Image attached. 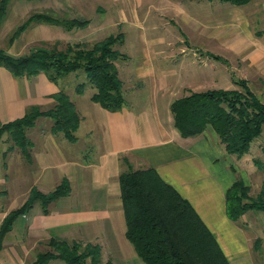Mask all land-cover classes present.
<instances>
[{
  "label": "crops",
  "instance_id": "1",
  "mask_svg": "<svg viewBox=\"0 0 264 264\" xmlns=\"http://www.w3.org/2000/svg\"><path fill=\"white\" fill-rule=\"evenodd\" d=\"M135 2L139 5L142 0ZM147 7L143 20L151 9L161 21L165 13L173 16L186 29L184 39L163 33L144 40L140 62L144 70L126 65L123 78L118 71L123 98L118 110L109 111L91 99L92 93L74 89L78 96H86L71 99L80 118L73 140L52 130V118L40 116L24 129L23 151L10 131L2 128L22 118L31 107L51 109L53 96L59 89L65 91V83H54L43 73L16 76L0 67V225L32 191L48 195L67 185L64 195L49 202L36 200L14 219L2 239L0 264H30L39 247L51 240L80 248L95 246L100 260L104 254L118 253L117 262L133 261L137 255L126 237L120 197L123 156L134 169L153 168L188 201L230 264H256L258 234L240 223L250 211L232 221L226 213V192L236 181H242L250 193L261 191L264 170L257 162H264V129L248 152L237 157L225 150L211 126L196 136L181 135L171 105L188 93L238 89V81L246 82L264 101V0L244 5L219 0H157ZM118 11L115 22L119 27L134 18L130 8L120 6ZM42 12L83 24L65 30L32 22L10 39L24 20ZM82 12L81 0H12L0 21V49L18 57L49 44H88L89 37L96 43L112 35L98 37L96 27L90 28L88 20L82 19ZM161 26L167 34L173 33L171 24L167 27L162 22ZM119 34L122 39L117 44L124 40ZM17 46H28V52L17 53ZM144 77L148 87L142 86Z\"/></svg>",
  "mask_w": 264,
  "mask_h": 264
},
{
  "label": "trees",
  "instance_id": "2",
  "mask_svg": "<svg viewBox=\"0 0 264 264\" xmlns=\"http://www.w3.org/2000/svg\"><path fill=\"white\" fill-rule=\"evenodd\" d=\"M12 0H0V21L6 16ZM214 1V0H208ZM232 5H244L250 0H219ZM58 25L65 30L80 26L76 19L56 16L51 12L34 13L24 20L10 35L14 39L26 30L32 22ZM110 35L88 47L85 43L66 44L59 48L41 46L28 54L13 57L0 49V67L9 69L16 76H32L43 73L54 82L69 75H85V81L77 83L76 93L86 88L93 90L91 99L109 111L122 107V81L118 76L116 60L120 52L113 49L122 39ZM122 57V56H121ZM64 84V83H63ZM235 90H211L190 93L171 105L174 125L183 136H196L207 126L216 132L225 150L242 156L250 144L264 129V101L249 89L246 82L238 81ZM55 105L46 111L31 107L24 116L12 121L2 129L10 131L12 139L25 151L24 129L40 116L53 119L52 130L62 132L73 140V132L79 123L74 103L62 89L53 96ZM1 133V132H0ZM125 169L119 175L120 197L126 223V237L132 244L142 264H230L186 199L164 182L149 167L134 169L128 159L122 158ZM264 170V162H257ZM264 185V184H262ZM67 192L62 184L54 192L44 195L32 191L18 209L10 212L0 225V249L4 235L11 229L14 219L22 214L36 200L49 202ZM248 211L264 212V188L257 197H251L249 188L242 181H236L226 192V213L232 221H238ZM58 249L57 257L46 252L38 253L30 264H46L58 258L64 264H97L99 248L88 245L80 253V246L51 240ZM256 245L260 241L256 240ZM90 258V262L86 260Z\"/></svg>",
  "mask_w": 264,
  "mask_h": 264
},
{
  "label": "rangeland",
  "instance_id": "3",
  "mask_svg": "<svg viewBox=\"0 0 264 264\" xmlns=\"http://www.w3.org/2000/svg\"><path fill=\"white\" fill-rule=\"evenodd\" d=\"M157 0H142V2L137 5L135 0H81L82 6H83V12H82V19L88 20L90 23V28H95L94 30L98 31V37L102 38L106 35L112 34L113 36H120L119 33L123 34V42L120 44H114L113 49L120 50L123 54L127 56V60L125 55H121L115 62L117 70L119 71V74H121L123 78V67H126V65L130 68H135L137 65L139 66L138 69L144 70L145 66L140 62L142 61L144 57V45L142 44L146 38L150 39L152 37H157L158 35L165 34V35H175V37L179 40L184 39V35H186V29L181 25V23L178 21V19L174 18L173 16L170 18L166 13L165 15H161V19L157 18V16L154 14L155 10L151 9L145 17V20H143V17L145 15L146 10L148 9L147 5L149 3H152ZM216 4V2L214 3ZM228 4V3H227ZM124 6L125 8H130V11H133L134 18L130 21L123 23L120 27L117 26V22L119 20V7ZM227 6V5H226ZM128 16L130 13H127ZM117 21V22H115ZM165 22V25L169 27L168 25L171 24V31L172 34H167V32L163 29L161 26V23ZM113 24V26H111ZM155 25V26H153ZM80 35H77L76 38H80ZM83 38V37H82ZM89 41L87 42V46L91 47L92 44H94L96 39H91L94 37H89ZM99 39V38H97ZM69 41V40H67ZM53 44H49L48 46H52ZM28 46H26L24 49L21 47L16 48L17 53L20 51H24L27 49ZM59 48L65 47V42L58 43ZM28 52V50H26ZM126 71H130L129 69H125ZM78 80L75 79V75L71 74L67 78L65 77L62 82L64 84V89L66 92L70 93V99L76 101L79 98H85V94L92 93L93 90L90 88H86L87 90L85 92V96L81 97L78 96L74 89L77 83L85 81V75L83 73H80ZM148 78H143L144 82L142 86L148 87L147 84ZM127 89V88H126ZM145 92L146 90L142 89ZM123 94L125 95V98H128V93H126V90L124 89ZM190 95L189 93L186 94V96ZM144 96V95H143ZM169 97V96H168ZM131 98V97H130ZM128 98V100H130ZM41 110V109H40ZM46 111V110H43ZM91 154H89V157ZM238 157V156H237ZM241 157V156H240ZM262 188H264V185H262ZM261 188V191H262ZM260 191V192H261ZM259 192V193H260ZM250 193V192H249ZM258 193V194H259ZM258 194L251 192V197H257ZM240 223L244 227L246 225L248 228H254L253 230L258 234V240L260 241L259 245L255 246L256 254L254 253V261H256V264H264V213H261L260 211H250L249 215L241 219ZM38 253H44L46 252L48 255H54V257L58 255L59 251L53 244H47L44 248L39 247ZM80 253H83V247L79 250ZM36 254V252L34 251ZM37 253V254H38ZM120 254H102L103 259L99 258V262L97 264H122L120 261L117 262ZM33 260V259H32ZM113 260V261H111ZM30 262V261H29ZM28 262V263H29ZM87 263L90 262V258L86 260ZM46 264H64L61 260L58 258L49 260ZM126 264H142V261L139 259L138 256L134 258L133 261H127ZM249 264V263H248Z\"/></svg>",
  "mask_w": 264,
  "mask_h": 264
}]
</instances>
